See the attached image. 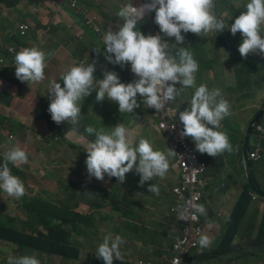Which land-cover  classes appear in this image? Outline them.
<instances>
[{"label":"clouds","instance_id":"clouds-1","mask_svg":"<svg viewBox=\"0 0 264 264\" xmlns=\"http://www.w3.org/2000/svg\"><path fill=\"white\" fill-rule=\"evenodd\" d=\"M215 7L214 0H150L139 7H133L132 3L121 7L117 15L123 20L122 25L117 31L109 28L103 36L105 59L121 67L130 65V70L136 77L133 82L126 83L111 66H102L98 68L99 73H95V61L85 66L82 60L78 63L79 66L71 67L61 76L62 81H43L46 61L52 53L46 54L36 47H25L16 53L15 81L27 83L25 88L37 93L47 90L41 94V98H50L48 112L52 121L57 125L70 123V134L75 133L84 139L82 162L86 166L85 172L89 179L94 177L98 181H109L116 178L118 183L122 184L126 177L139 176V186L143 187L154 178H164L170 168L169 157L175 156L172 171L176 183L174 167L177 163V154L170 144L172 135L163 132L165 142L172 148L168 149L167 154L158 150L156 140L145 139V125L150 127V132L158 130V122L153 119V114L164 110L169 102L174 103L184 89L194 87L189 107L180 112L176 108L174 110L177 115L179 114L180 122H177V126L181 131V138L186 141L187 138L191 139L190 145L202 162L209 167L208 164H218L228 157L234 158L240 153L242 155V150L235 144L231 127L236 126V120L240 115L243 117L256 111L260 107L259 96L264 94L258 92L259 82H253L249 89L237 93L239 97H244L245 101L235 103L234 97L226 92L228 88H236L234 81H224V88H213L208 84L196 87L195 74L199 71V63L189 48H178L176 45L184 43L185 35L182 33L202 37L225 29L223 20L215 12ZM244 7L245 10L235 7L236 11L239 9L244 11L240 12L234 23L229 26L230 32L225 29L230 43V36L235 39L239 33L242 37L238 51L232 44L230 48L226 46L230 53L226 51L231 57L226 66L232 68L243 64L254 68L250 59L262 60L264 57V0H249ZM152 12H155L154 22L158 25L160 33L165 37L174 38L175 44L170 45L160 34L145 36L139 30V22L144 20L146 14ZM218 13L220 14L219 4ZM224 15L228 13L225 12ZM173 49L176 50L175 54ZM94 51L100 53V49ZM240 55L248 59L245 60ZM236 59L246 63L234 66L232 60ZM177 84L180 87H176ZM88 106L93 110L95 107H111L116 111V116L107 122H102L97 117L102 125L87 126L85 110ZM147 115L149 118H143ZM134 116H138L140 121L132 122ZM128 120L131 123H128ZM256 126L264 124L258 122L252 128L249 155L255 146L252 144L254 139L252 140L251 136L256 133ZM26 163H28L26 151L14 147L5 153V162L0 165V190L15 199L25 195V186L19 177L12 174L8 165L18 166ZM148 192L159 195L158 185L151 183ZM194 207L196 212L206 215L203 205ZM180 219H184L183 211L180 212ZM171 240L163 250V259L165 251L174 241ZM125 243L120 235L113 237L108 233L98 245L96 257L102 259L104 264L124 260L121 246ZM198 243L201 247H209L210 251L216 250L219 245L208 233L201 235ZM138 261L135 264H138ZM8 264L41 262L35 255H24L10 257Z\"/></svg>","mask_w":264,"mask_h":264},{"label":"trees","instance_id":"trees-1","mask_svg":"<svg viewBox=\"0 0 264 264\" xmlns=\"http://www.w3.org/2000/svg\"><path fill=\"white\" fill-rule=\"evenodd\" d=\"M23 1H27L30 5H37L38 3H40L41 0H0V3H2L8 8L15 9ZM248 2L249 0H242L241 4L236 8H243L245 10L244 6ZM82 3L83 5L90 6V0H84ZM219 15L226 25V30L229 31V26L233 22H231L230 19L223 17L221 13ZM154 18L155 15H151L145 21L140 22L138 24L139 30L141 32H147L149 22L155 24ZM11 20L13 22L12 24L8 20L0 17V31L5 32L4 42L2 41V43H0V66H4L1 69L0 75H3L4 77L8 78V80L9 74L13 75V72L15 73L14 57L16 53L25 47H32L31 42L32 40H34V38H30L29 32L33 31L39 34L40 32H47L44 29L39 28L37 24L32 22L31 28L29 29L28 33L26 35H22L21 30L18 28V26L19 24L24 22V19H22L21 21H14L13 19ZM182 34L185 35V41H187L188 43L187 48H189V50L194 47L197 49V52L201 53V51L199 50H201L203 47L216 43L217 49H224L230 53L221 38L220 32H211L202 37L195 35L193 38L190 36L189 33ZM50 39L51 38H49V40ZM230 39L232 47L238 51V47L241 43L240 40L242 39L241 35L237 33L235 39L232 36H230ZM176 46L179 48L178 45ZM11 48L14 49V54L10 52ZM56 51H58V49L54 45L49 46V52ZM172 51L173 54H175L176 50L173 49ZM199 57H201V59L197 61L199 63V71L196 73V87L203 84V82L200 81L201 73L203 71H209L213 69V61H208L204 59L201 55H199ZM250 57H257V55H250ZM48 60L46 61L47 68L51 70L52 67ZM242 63L246 62H243L238 59L232 60V65L234 66H240ZM77 65L78 63H76L75 66ZM70 68V66L66 67L67 70H69ZM67 70H65L60 75V77ZM127 71L128 74L131 75V77H133V79L135 80L136 77L134 76V74H132L130 70V65L127 66ZM55 73L58 74L60 72L57 73L56 70ZM124 73L127 74L126 70H124ZM260 83L262 86H264V79H262ZM176 87H180V85L177 84ZM194 91V87L191 88L188 93H185L183 91L181 95L174 101L173 107L176 108L183 97L194 94ZM258 92L264 93V89L260 87L258 89ZM13 100L14 96H12L9 92H3L2 90H0V104L6 107H10ZM39 101L43 102V106L40 109L41 119L39 121L36 120L35 123L45 121L48 124V129L50 132H54L62 138L69 135L70 123L66 122L57 125L55 122L52 121L51 116L48 112V106L50 101L43 98H40ZM262 108L263 106L260 109ZM89 110L90 107L88 106L85 110L86 116ZM93 113L102 122L111 121L116 116V111L113 108L107 106H105L104 108L95 107ZM131 121L139 122L140 118L138 116H134ZM175 121L180 122L179 114L176 116ZM86 122L89 123V120L87 119ZM5 123L9 125H3ZM0 124H2L0 125V151H2V153H0V165L5 162V151L11 150L14 147H20L21 149L25 150L28 154V163L19 166L12 164L8 165L11 169L12 174L19 177L20 180L23 182L25 186V195L22 198L18 199V201L16 202L19 208H16V214L14 216L7 214L0 209V240L4 243L3 247L0 248V260L2 259L3 261V259H5V263L2 262V264H8V260L10 257H17L14 254L16 252H25L20 256L30 255V253H28L29 250H34L33 252L38 253H45L48 254V256L56 255L60 257H66L71 259V261L79 260L80 249L74 246V242L76 237V240L79 241L78 236L83 235V231L80 230V224L84 223L83 219L86 217V215L73 220L70 217V215H72V209L67 204L56 205L47 200L42 194H32L30 192V187L26 179L25 172L30 168L33 161V155H31L29 151V149L32 148L28 147L27 144L24 142L25 136L19 135L18 132L23 131L26 137L32 135V137L35 139L38 136V133L36 132L37 130L35 131L34 128L29 127L27 124L20 123L18 120L11 117H1ZM5 127L6 131L3 130V128ZM1 130L5 132L3 133L5 135L1 133ZM43 136L47 138L48 134L40 135V139L46 142ZM145 139L150 140V138L148 137H146ZM187 142L188 144H192V141L189 138H187ZM46 144L51 147L49 143L46 142ZM38 153H44L46 155L45 152L36 151V155ZM263 161L264 159L261 162ZM209 168L210 167H207L203 171L197 183V189L201 193L199 205H203L204 207L205 205L203 203V197L205 194L206 187L208 185ZM86 170V166L83 164V162L76 163L75 165H73V167H70V169L68 170V178L65 180V185L68 187V192L73 202L75 203L76 200L82 202L84 199L76 198L75 196H73V194L69 191L70 188H74V190L79 193L80 191H93L95 194L94 201L87 202L94 209L102 208L103 200H110L109 207L111 208V213L116 216L112 219L111 223H109L110 226L107 227L110 232H120L121 230L117 222L121 220H126L124 226L128 228V230H130V232H132L133 234H137L138 239L140 241L146 239L163 248L165 245H163L164 237L161 234L160 229L157 227L156 223L158 222H149L147 224H144L141 220V214H137L136 205H130L131 212H126L121 205H117L116 203H114V201H125V203L129 205V201L131 200L130 197L120 194L113 195L105 190L94 187V185L90 184L88 179H84V177L86 178ZM56 176L57 174L50 173L47 177L53 179ZM125 180L129 181L134 188H140L139 176L130 178L126 177ZM114 182H117L116 178L114 179ZM151 183L158 185L159 190L162 189L161 185H159L154 179L152 181L146 182L144 185L150 186ZM250 191L251 190L248 184H245L240 199L233 205L232 209L227 213V223L229 225L226 227L222 235V239H220L218 248L216 250L210 251L209 247L200 246V248L194 253V257L196 259H199L203 255H213L214 251V254L216 256L221 257L229 251V248L232 242L234 241L235 237L237 236L238 232L243 231V228L240 223L247 216L250 210V203L252 201ZM28 192H30L31 194H28ZM128 194L132 196L134 192L130 190ZM254 194V200H262L261 196L256 193ZM262 206L263 210L261 211L260 218H258L257 215L254 218L255 221H258V229L260 234L264 233V205ZM205 209L206 215L200 214V216L203 224L211 228V215L215 214L216 216L221 217L223 212L218 210L211 211L208 210L206 207ZM148 227H152V229H148ZM169 240L171 243L172 240L170 239V237ZM91 262L92 264H104L102 259L96 257V253L92 255ZM114 264L132 263H128L126 260H114Z\"/></svg>","mask_w":264,"mask_h":264},{"label":"rangeland","instance_id":"rangeland-1","mask_svg":"<svg viewBox=\"0 0 264 264\" xmlns=\"http://www.w3.org/2000/svg\"><path fill=\"white\" fill-rule=\"evenodd\" d=\"M66 1V0H63ZM102 3L103 1L100 0ZM114 1H112L113 3ZM242 0H219V9L220 13L223 15V17H226L231 20V22L234 23L235 18H237L240 15V12L244 11L243 9H239L236 11L235 7L239 6L241 4ZM48 4H44L42 2L38 3L37 5H30L27 1H23L17 8L10 9L6 6H4L2 3H0V17L3 19L8 20L11 24L13 23L11 19L14 21H21L22 19L29 20L35 24L38 25L39 28L44 29L45 32L42 34V32L39 34L37 32L30 31L29 36L30 38H34L32 40L31 45L32 47H36L42 51H44L46 54L47 48L43 46L45 42V35L50 34L51 39L54 45H57L58 48L65 47L69 48V45H82L80 39L76 38L74 41L69 39V37L73 34L72 30H69V33L62 34L63 31H67V29L70 28V25L74 23L75 18L72 17L69 22L65 25L63 30L61 31V27L56 25L57 18H56V12H53L52 9L48 8ZM106 6V5H105ZM66 14L71 15L72 10L70 6L65 5L61 8ZM10 10V11H8ZM120 8H116V13ZM103 12V11H101ZM227 12L228 15H224V13ZM104 13V12H103ZM103 19L101 20L102 24H106L109 22H114L115 19L108 15V14H102ZM75 30L77 31V28L73 25H71ZM99 32H104L101 27L98 28ZM97 32V30H95ZM76 33V32H75ZM39 34V36H38ZM77 34V33H76ZM190 36L193 38L195 34L189 33ZM183 35V34H182ZM264 36V35H263ZM5 39V32L0 31V43L2 41L4 42ZM95 39V38H94ZM96 42V39H95ZM175 39L170 38L169 44H175ZM104 43L102 45V48H104ZM179 47L187 48L188 43L187 41H184L183 44H179ZM197 49L193 47V49H190L195 59L201 55L204 59L208 61H213V69L209 71H203L200 75V81L203 82L205 85H209L213 88H224V81L230 80L234 81L236 88H228L226 92L233 96L235 103H240V101L244 100V97H239L238 92L243 91L244 89H249L250 85L253 84V82H260L262 79H264V67L261 64H255L254 68L249 67L247 64H243L240 67L232 68L226 66V63L231 58L230 55L227 53L224 49H217V44H211L206 45L201 50V53L196 51ZM52 53L50 56L48 62H54L56 61L54 56L56 52H49ZM264 60V57H262ZM85 58L80 59L83 60ZM201 57L197 59L199 61ZM79 59L76 61V63L80 62ZM75 63V64H76ZM127 66L121 67L119 65H113L111 66L112 70L118 74V76L122 77V80H124L126 83L133 82L134 79L129 74H124V70L127 69ZM4 66H0V72L1 69ZM61 71L56 75V79L60 77V75L67 70L66 67L61 66ZM51 70L49 68H45V78L49 75ZM256 73H259L256 74ZM13 76H16L13 72ZM196 76V74H195ZM53 78L52 75L50 77ZM10 82L12 83V77H9ZM40 84V82L38 83ZM2 86H0V89ZM23 88L18 89L14 94L11 95H17ZM191 88L184 89L183 91L185 93H188ZM6 92V91H3ZM193 95V94H192ZM192 95H188L186 97H183L180 101V103L177 105L176 110L178 112L184 111L189 107ZM31 99L33 97H30ZM46 100H50L49 97H43ZM259 104L260 107L264 106V94H260L259 96ZM43 106V102L39 101L37 107L34 109L32 104V110L30 112V117L27 121L28 126H34V128L38 131V136L34 139L32 135L29 137H26V135L23 133V131L18 132L19 135L25 136V143L28 147L32 148L29 149L31 155H33V161L30 166V168L25 172L26 179L28 181L30 192L32 194H42L45 198L49 199L52 202L60 203V204H67L71 207V209H74V207L77 205H74L73 200L70 198V194L68 192V187L65 185V180L68 178V170L70 167H73L76 163L82 162L83 160V154H84V139H81V137L75 133H71L67 135L66 137H60L54 132H49L48 125L45 122H40L38 124H35L36 120H40V109ZM33 112V114H32ZM258 114V113H257ZM257 114L249 121V123L256 118ZM32 115V116H31ZM9 117H11L10 114H8ZM128 114L126 113V117ZM32 117V120H31ZM241 115L238 117L240 119ZM12 118V117H11ZM86 118L89 120V124L86 123L87 126L91 125L93 127H98L102 125L101 121L94 116L93 114V108H91ZM143 118H149V115ZM237 119V120H238ZM236 120V123H237ZM246 122V121H244ZM128 123H131L130 120H128ZM1 125V124H0ZM9 125V124H8ZM146 128L144 130V135L150 139L156 140V144H158V150L164 152L167 154L168 149L172 148L165 142L163 132L160 134V138L163 140L165 145L158 141L159 136L156 132H150L149 126L145 125ZM248 126V125H247ZM8 127V126H6ZM6 127L3 128L4 131H6ZM247 128V127H246ZM245 128V129H246ZM1 133H5L1 130ZM40 133H46L48 134L46 140L47 143L51 145L49 147L46 142L42 139H40ZM5 135V134H3ZM58 137V138H57ZM54 138V139H53ZM252 144L254 142L252 141ZM36 151L39 152H45L44 153H38L36 155ZM2 153V151H0ZM170 162V168L167 172L166 176L164 178H154V180L161 185L162 189L159 190V195H156L154 193L148 192L147 185H144L143 187L137 188L133 187V185L125 180L124 183L120 184L117 182H114V180L109 181H98L94 177L89 179L87 172H85L84 179H88L90 184L94 185V187L105 190L113 195L120 194L124 196L130 197L129 205L125 203V201H118L115 200L114 203L117 205H121L126 212H131L130 205H136L137 206V214L141 216V220L144 224H147L149 222H156L158 221L157 227L160 229L161 234L164 237L163 245L164 244H170L169 240V227L167 224V218L166 215L168 214V217L172 220V218L169 216V209L170 205L172 204L173 197L170 194V188L175 184L174 174H173V165L175 163V156L169 157ZM254 170L256 171V164L254 163ZM50 173L57 174L56 177L53 179L48 178L47 176ZM257 174V172H256ZM212 187H215V183L211 182ZM264 189V187L262 186ZM132 190L134 194L130 196L128 193ZM70 193L73 194L76 198L84 199L82 202H92L94 201L95 194L91 190H88L87 192L80 191L77 192L74 190V188L69 189ZM110 200L104 201L103 200V207L100 209L95 208L94 214L86 215V217L83 219L84 223L80 224V230L83 231V235H77L79 241H77V237L74 242V246L78 247L80 249V258L77 261H71V259L66 257H60L56 255L48 256V254L41 253L40 256L44 262V264H83V262L90 256L93 255V253L96 252L97 247L100 243H102L104 235L111 233L110 230L107 228L108 224L111 223L112 219L116 217L111 213V208L109 207ZM16 208H19L18 204L15 203V201L10 198L6 193H3L0 195V209L10 215L16 214ZM79 210L83 213L86 211L82 208H79ZM72 217H76L75 210H72ZM249 218L243 223L244 227L248 223ZM112 235H121L122 237L126 238L128 242L131 243V234L122 231V232H112ZM81 237L83 239H81ZM34 250H29L28 253L33 252ZM25 252H19L14 253L17 257H19L21 254H24ZM127 258V255H125V259ZM141 258H146L145 256H142ZM2 262L5 263V259L0 260V264Z\"/></svg>","mask_w":264,"mask_h":264},{"label":"crops","instance_id":"crops-1","mask_svg":"<svg viewBox=\"0 0 264 264\" xmlns=\"http://www.w3.org/2000/svg\"><path fill=\"white\" fill-rule=\"evenodd\" d=\"M84 0H41L40 2L44 4H48V8L52 9L53 12H56V18L58 19L56 24L57 26L61 27V31L65 27V25L69 22V20L74 17L75 21L71 25L77 28H73L70 25V28L67 31H63L62 34L69 33V30L73 31V34L69 37L71 40H75L76 38L80 39L83 43L81 46L77 43L74 45H69V48L60 47L58 48L57 45H54L52 41L49 40L50 35L46 34L45 42L42 44L47 48V52L49 53V46L54 45L58 51H56L55 60L53 63L50 62L52 67L51 73L43 80H61V77L56 79V73L61 71L60 67H73L76 64V61L80 57L85 58L83 59V63L85 66L95 61L96 72L99 73L98 68L102 66H112L105 59L106 49L102 48L103 45V36L105 35L104 32H99V27L103 29V31H107L111 28L113 31H117L118 28L122 25L123 20L117 15L116 8H121L125 5L131 4L133 7H139L145 2H150V0H90V6L83 5ZM112 1H114L112 3ZM68 5L72 10V14H66L61 8L62 6ZM106 5V6H105ZM108 14L112 16L115 21L109 22L106 24H102L101 20L103 19L102 14ZM155 15V12L150 14H146L143 21H145L149 16ZM30 26L31 21L24 19ZM142 22V21H141ZM97 30V32H95ZM77 34H76V33ZM145 36L147 35H156L160 34L163 39H165L169 43V37L163 36L160 33L159 28L156 24L149 22L147 32H142ZM96 42H95V39ZM100 49V53L98 54L94 50ZM193 49V48H191ZM79 66V65H77ZM127 74L128 71L125 69ZM94 73V74H95ZM125 74V73H124ZM259 75V73H257ZM52 75V79L50 78ZM9 77H12L13 82L11 83L8 78L0 75V86L2 88L0 90L9 92L10 94H14L18 89L23 88L17 95L14 96V100L10 107H6L0 104V118L1 117H9L8 114L11 115L12 118L18 120L20 123L27 124V121L30 117V112L32 110V104L35 109L36 105L38 104L41 94L46 93V89L41 90L40 93L36 91H30L25 88L27 83H22L20 81H15L14 76L9 74ZM264 86L261 83H258V89ZM30 97H33L32 99ZM262 107V106H261ZM259 107L256 111L252 114L241 117L236 126H232L231 130L234 134V141L235 144L242 150V146L244 143V134L249 126V121L258 113L264 110V106L262 109ZM33 114V112H32ZM257 114V115H258ZM32 116V115H31ZM32 120V117H31ZM246 121V122H244ZM33 122V120H32ZM42 122V121H41ZM35 123V122H33ZM40 123V122H39ZM38 124V123H35ZM264 124V119H263ZM2 125V124H1ZM3 125H8L7 123ZM144 126V123L142 122ZM248 125V126H247ZM34 128V126H29ZM247 127V128H246ZM264 127V126H263ZM246 128V129H245ZM35 129V128H34ZM36 130V129H35ZM38 131V130H37ZM158 134L159 139L164 145L165 143L160 138L161 132L158 130L154 131ZM45 134L46 133H40ZM191 140V139H190ZM255 146H260L261 151L264 153V139L261 141L253 140ZM158 145V144H157ZM166 146V145H165ZM9 150L5 151L7 153ZM4 153V156H5ZM256 164V171L254 170V163L252 164V173L254 179L257 183V186L263 191L264 189V161L255 163ZM19 166V165H18ZM210 167L208 170V185L205 190V194L203 197V203L208 210L214 211H222L223 214L221 217L216 216L215 214L211 215V228L212 233L210 236H213L218 243L220 239H222V235L229 225L227 223V213L232 209L233 205L240 199L243 188L245 184H248L246 175H245V167L241 153L234 157V158H226V160L220 161L217 163L208 164ZM257 172V174H256ZM211 182H214L216 185L213 188ZM2 190L0 191V195L3 194ZM28 194H31L28 192ZM12 198L15 203L18 199ZM47 199V198H46ZM49 200V199H47ZM50 201V200H49ZM105 201V200H104ZM52 202V201H50ZM108 202V201H107ZM56 205H62L55 202H52ZM174 203V199L172 200V204ZM77 204V205H76ZM171 204V205H172ZM74 209L76 212V217L73 218L70 215L71 219H77L79 217L94 214V208L88 204V202H80L78 200L75 201ZM170 205V206H171ZM82 208L86 212L83 213L79 210ZM263 210V206L260 200H252L250 203V210L247 216L241 221V226L243 228L242 232H238L237 236L235 237L234 241L232 242L229 251L221 257L216 256L213 252V255H203L199 259L194 257V253L190 256L185 258L184 264H264V233L260 234L258 229V221H255V216L257 215L258 218L261 216V211ZM225 213V215H224ZM10 215V214H9ZM12 216V215H11ZM14 216V215H13ZM169 216L172 220L166 215L167 224L169 227V237L174 239L177 235L181 224L177 216L173 215L169 212ZM249 218L248 223L244 227L243 223ZM126 220L118 221L117 224L120 227V232L126 231L131 234V243L127 241L126 238L121 237L126 241L125 244L121 246V253L123 259L126 260L128 263L135 264L138 260H146V261H153L158 262L163 260V250L167 247V244L164 245L163 248L159 247L157 244L150 242L148 240L140 241L138 239L137 234H133L126 228L125 225ZM158 222V221H156ZM154 223V222H152ZM73 224V222H72ZM108 224L107 227H109ZM148 229H152V227H148ZM112 233V232H111ZM118 233V232H116ZM115 235H113L114 237ZM4 243L0 240V248L3 247ZM30 255H35L41 262L44 264L40 253L38 252H30ZM125 255L127 258L125 259ZM145 256L146 258H141ZM92 255H90L83 264H92L91 262ZM77 261V260H73Z\"/></svg>","mask_w":264,"mask_h":264},{"label":"built area","instance_id":"built-area-1","mask_svg":"<svg viewBox=\"0 0 264 264\" xmlns=\"http://www.w3.org/2000/svg\"><path fill=\"white\" fill-rule=\"evenodd\" d=\"M18 28L22 35H26L31 26L24 21L19 24ZM10 52L14 54V49L11 48ZM173 105V102H169L164 110L156 111L153 114V119L158 122L157 126L160 132H167L173 137L170 144L177 154V163L174 167L176 183L170 188L174 199L170 211L178 217L181 227L173 243L165 251L162 261H138V264H184L185 258L200 248L198 243L200 236L212 233V228L203 224L200 214L194 207L200 203L201 193L197 189V183L207 165L202 162L192 145L181 138V131L175 121L177 114ZM251 139L263 140L264 127L256 126V133L251 136ZM253 147L254 149L249 155L250 161L260 162L264 158L260 146ZM250 195L255 198L254 192H250ZM262 204L264 205V199H262ZM181 211L184 212L183 220L180 219Z\"/></svg>","mask_w":264,"mask_h":264},{"label":"water","instance_id":"water-1","mask_svg":"<svg viewBox=\"0 0 264 264\" xmlns=\"http://www.w3.org/2000/svg\"><path fill=\"white\" fill-rule=\"evenodd\" d=\"M218 2L219 0H214V3H216V7H215V12L217 14V16L222 20V18L219 16L218 14ZM225 25V23H224ZM225 29H226V25H225ZM225 29H222L220 31V35H221V38L222 40L224 41L225 45L230 48L231 47V43H230V40H229V37H228V34L226 32ZM241 57V55H240ZM243 58V57H241ZM245 60L248 59L247 58H243ZM250 62L253 63L254 65L255 64H261L263 67H264V61L258 59V58H251L250 59ZM263 119H264V110L261 111L255 119H253L246 132H245V140H244V145H243V148H242V158H243V162H244V167H245V175H246V179H247V182H248V185H249V188L251 191L255 192L256 194H258L259 196H261L263 199H264V191H262L258 186H257V183L254 179V176H253V173H252V163L250 162L249 160V151H250V148H249V145H250V134H251V131H252V128L254 127L255 124H257L258 122H263Z\"/></svg>","mask_w":264,"mask_h":264},{"label":"flooded vegetation","instance_id":"flooded-vegetation-1","mask_svg":"<svg viewBox=\"0 0 264 264\" xmlns=\"http://www.w3.org/2000/svg\"><path fill=\"white\" fill-rule=\"evenodd\" d=\"M240 41H242V39ZM262 61H264L263 58H262Z\"/></svg>","mask_w":264,"mask_h":264}]
</instances>
